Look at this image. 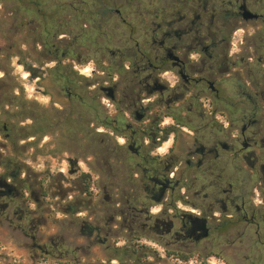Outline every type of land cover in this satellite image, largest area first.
Returning a JSON list of instances; mask_svg holds the SVG:
<instances>
[{"label":"rangeland","instance_id":"obj_1","mask_svg":"<svg viewBox=\"0 0 264 264\" xmlns=\"http://www.w3.org/2000/svg\"><path fill=\"white\" fill-rule=\"evenodd\" d=\"M94 2L0 0V110L14 109L10 105L13 92L22 96L25 107L20 126L30 127L34 124L33 118L38 117L44 127L38 136L19 142V148H14L13 141L0 129V264H218L209 248H165L149 228L143 227V223L151 224L152 218L165 208L147 196L144 169L171 168L167 154L175 140L176 174L180 177L186 171L181 191L186 200L179 201L178 206L182 210H196L198 179L195 169L187 168L186 162L198 148L209 147L218 139L233 148H244L241 131L250 120H256L260 124L249 129L245 137L248 142L258 141V145L252 147L258 148L257 157L248 164L241 158L232 161L227 176L236 179V188H243L242 192L264 185V174L258 172L264 139V132H260L264 130L263 86L260 85L264 78V19L247 24L241 19L240 24L233 27L231 60L220 61L210 78L220 91L219 104L211 103L207 97L213 96L209 93L193 100L197 92L179 103L166 97L163 103H158L159 99L150 96L145 87L137 86L138 77L134 72L114 69L110 74L108 68L112 64L119 65L111 53L118 52L123 35L129 34L116 11H121L123 18L135 27V39L143 44L149 38L145 34L152 21L150 14L155 15V24H160L161 14L168 10L171 0L101 3L105 10H112L113 16L109 21L102 19L108 35L97 36L98 44H93L88 21ZM247 2L252 12L264 14V0ZM38 7L48 18V26L36 42L33 35L23 31L22 24L27 8L31 10L30 18L38 21L34 12ZM56 8L60 13L57 22L53 21ZM182 15L180 13L179 17ZM56 24L60 52H68L66 59L61 58L65 71L71 70L72 77L80 82L72 92L76 95L73 99L63 81L55 79L52 71L55 63L40 48L42 37L47 42L54 41ZM85 30L88 38L83 42L79 37ZM156 40L159 42L162 36H157ZM40 56L43 57L35 61ZM258 60L260 66H257ZM31 69L39 70L40 76L33 75ZM163 76L164 82L172 86L179 80L175 73ZM103 89L115 90V100ZM95 97L98 112L92 107ZM136 100L139 103L134 105ZM252 103L261 108L258 114L253 113ZM119 109L125 111L126 123L136 132L139 156L134 151L117 152L114 148L120 146L128 150L131 140L114 134L108 136L104 128L92 124L95 116L116 118ZM213 110L220 111L215 121L210 114ZM136 111L143 115L141 122L135 118ZM161 113L166 115L164 121L145 135V130L155 126ZM2 120L9 123L5 118ZM94 129L95 135L92 134ZM159 129L162 130L160 137H164L161 143L157 137L149 138ZM166 130L173 133L166 134ZM100 133L104 136H98ZM11 160L16 167H10ZM196 160L197 157L193 162ZM250 165L256 167L257 176L251 182ZM25 186L29 190H25ZM140 205L151 208L147 216L135 217L137 212L133 209H141ZM133 218L137 220L134 222ZM165 231L163 227L162 232ZM232 240H238L237 236ZM123 248L126 254L115 260L118 249H122L121 253L126 251ZM167 250L194 254L196 258L184 262L167 256ZM236 262L245 264L238 255ZM231 264L236 263L231 260Z\"/></svg>","mask_w":264,"mask_h":264},{"label":"flooded vegetation","instance_id":"obj_2","mask_svg":"<svg viewBox=\"0 0 264 264\" xmlns=\"http://www.w3.org/2000/svg\"><path fill=\"white\" fill-rule=\"evenodd\" d=\"M188 2L189 0H179L171 3L158 25L154 22L155 15L150 14L152 21L148 24L150 26L146 27L148 32L145 34L149 38L144 40L143 44L135 39V27L123 18L121 11L117 10L116 15L129 34L123 35L118 52H112L111 56L118 60L123 70L134 72L138 77L137 86L145 87L150 96L159 99L158 103H163L165 97L173 99V103H179L189 94L197 92L193 100L209 93L213 96L207 97L211 103L219 104L220 91L210 78L219 67L220 61L231 60L229 48L231 35L235 33L233 27L241 22L242 6L247 8L248 6L246 0L241 2L191 0L189 4ZM34 12L37 22L30 18L31 10L29 8L25 10L26 17L22 29L33 35L37 42L38 35L43 34L45 27L48 26L46 21L48 18L45 19L39 7ZM180 13L183 15L178 17ZM59 15V9L56 8L53 12V21L57 22ZM53 29L54 41L47 42L42 37L40 48L49 54L51 62L56 65L54 68H57L63 66L61 58L66 59L68 53L60 52L57 24ZM160 35L162 40L158 42L156 37ZM200 66L203 67L202 70L198 69ZM166 73H175L178 82L173 86L166 84L163 80L165 79L163 74ZM68 93L69 97H73L72 92ZM261 100L264 104V87ZM138 103V100L133 102L134 105ZM219 112L213 110L210 113L212 121L217 119ZM256 125L254 120H250L243 127L241 136L244 148H233L218 139L209 147L198 148L191 160L186 162L187 168L195 169L198 179L199 189L195 195L199 204L196 210H182L178 206L179 201L186 200L185 194L181 192L186 171H183L180 177L176 174L178 169L175 165L177 162L174 154L175 140L167 154L171 168L162 171L144 169L147 196L154 203L165 207L152 218L151 224L143 223V227L149 228L155 235L156 241L164 244L165 248L188 249L190 246L209 248L218 264H231V260L239 264L236 262L237 255L245 264H264V185H256L251 192H242L243 188H236V179L227 176L232 161L241 158L248 164L249 160L257 157L258 148L252 147L258 145V141L248 142L245 137L248 130ZM128 132L131 140L129 149L139 156L140 152L135 142L136 132L133 129ZM233 138L235 139V136ZM261 144L263 157L261 156L262 164L258 172L262 171L264 174V139ZM195 157L197 160L193 162ZM249 168L251 182L257 178L254 173L256 167L250 165ZM140 206L141 209H133L137 212L135 217L147 216L151 208ZM136 220L137 218H133L134 222ZM163 227H166L165 232H162ZM234 236H237L238 240H232ZM243 239L247 241L246 245Z\"/></svg>","mask_w":264,"mask_h":264},{"label":"trees","instance_id":"obj_3","mask_svg":"<svg viewBox=\"0 0 264 264\" xmlns=\"http://www.w3.org/2000/svg\"><path fill=\"white\" fill-rule=\"evenodd\" d=\"M106 1L107 0H95L93 12L90 14V17L88 19L89 23L91 24V39L93 41V44H98V42L96 41L97 36L108 35L105 31L104 24L102 23V19L106 18L108 21L111 20V18L113 16V12L111 9L105 10L104 6H101V3L108 4ZM177 1H179V0H171L170 5H171V3L177 2ZM190 1L191 0H189V2ZM189 2H188V4H189ZM246 3H247V6L249 8V3L247 2V0H246ZM39 9L41 10L40 7H39ZM164 12L161 15H163ZM256 14H258V13H256ZM259 15H260V19H264V14L263 15L259 14ZM177 16L179 17V14ZM44 17H45V19L47 18L46 15H44ZM87 38H88V31L85 30L81 33V36L79 37V39L82 40L83 42H85L87 40ZM15 56L20 57L21 55L16 54ZM42 57L43 56H40L35 61L38 62V60ZM260 65H261V61L258 60L257 66H260ZM114 69H117V71L120 72L122 68L120 67V65L112 64L109 66L108 72H110V74H111V73H113ZM30 71L33 75H36V77L40 76L39 70L31 69ZM52 71L55 73L54 74L55 79H61L63 81V86L65 87L67 93L73 92L79 87L80 82L75 80L72 77V75H71L72 71L71 70L69 72L65 71V67L62 66V67L53 68ZM260 85L264 87V78L262 79ZM13 90H15V88H13L12 91ZM68 95H69V93H68ZM259 95L261 96V93ZM72 96L73 97H70V98L73 99L76 95L72 94ZM261 99H262V97H261ZM92 100H93L92 101V107H94V112H98L97 111L98 104L96 103V101H97L96 97L93 98ZM10 101H11L10 105L13 106L14 109L12 111H5L4 109L0 110V111H2V117H0V129H2L4 132L7 133V137L9 138L10 141H13L14 148H19V146H18L19 142L26 141L28 139H31V138L38 136L44 130V127L42 126L41 121L38 117L33 118L34 124L32 126L25 127V128L21 127L20 123L23 121H21L20 119L24 118V112H25V107H24V103L22 101V96H16L12 92V96L10 98ZM112 101H114V100H112ZM252 104H253V113L258 114L261 108L258 105L256 106L254 103H252ZM262 106H264V104ZM239 108L240 107H238V109ZM159 110L161 111V108H159ZM135 117H136V115H135ZM165 117H166V115L164 113L159 114L158 121L155 124V126L151 125L150 129L145 130L144 134L149 135V131L152 132L154 128L159 126L164 121ZM2 118H5L6 119L5 121H8L9 123L7 124L5 122H2L3 121ZM254 122H256V124H257L254 127H257L260 124V122H257L256 120H254ZM95 123H97V127L104 128L107 131L108 136H109V134H114L116 137H120L123 139H129L130 140V133L128 132V128L133 129V126L126 123L124 110L119 109V113H118L117 117L114 119H109V118L108 119H100L98 116H95L92 124H95ZM5 127H6V129H5ZM95 130L96 129H94L92 131L93 135H95V133H94ZM160 132H162V130L159 129L155 135H150L149 138L154 140L155 137H157V139H160L159 143H161V141L164 139V137H163V139L160 137ZM170 133H173V131L172 130H166V134H170ZM98 136L103 137L104 135H102V133H100ZM111 140H113V139H111ZM114 149L120 153H128V152L132 151L129 148L127 150L126 148H124V146H120V148H114ZM10 167H16L14 160H11ZM88 189H89V186H88ZM25 190H29V187L25 186ZM142 247L146 248V246H142ZM123 249L126 250L125 248H123ZM121 251H122V249H118L119 253L117 254L118 256L115 260H117L119 258L121 259V257L123 255H125L127 252V250L122 252V253H121ZM133 253H136V250H133ZM156 255L158 256L159 254L156 252ZM166 255L169 257L173 256V257H175V259H180L184 262H189L190 260L196 258V255H194V254L186 255L183 253L170 252L169 250H167ZM199 258H201V256ZM66 264H72V263L66 262Z\"/></svg>","mask_w":264,"mask_h":264},{"label":"water","instance_id":"obj_4","mask_svg":"<svg viewBox=\"0 0 264 264\" xmlns=\"http://www.w3.org/2000/svg\"><path fill=\"white\" fill-rule=\"evenodd\" d=\"M2 1H5V0H2ZM241 17L245 22L258 21L260 19L259 14L252 12L246 6H242V8H241ZM103 91L107 92V95L111 100L115 99L113 89H103ZM135 118L138 122H141L143 119V115L140 114V112H137ZM5 129H6V127H5ZM128 130H130V128H128ZM132 136H134V134H132Z\"/></svg>","mask_w":264,"mask_h":264}]
</instances>
